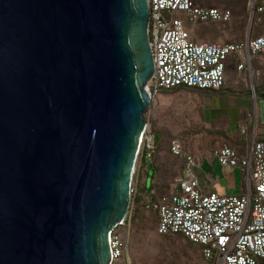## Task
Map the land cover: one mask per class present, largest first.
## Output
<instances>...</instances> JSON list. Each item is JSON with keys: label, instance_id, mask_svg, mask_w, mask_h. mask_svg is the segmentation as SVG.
<instances>
[{"label": "water", "instance_id": "obj_1", "mask_svg": "<svg viewBox=\"0 0 264 264\" xmlns=\"http://www.w3.org/2000/svg\"><path fill=\"white\" fill-rule=\"evenodd\" d=\"M149 24L148 0H0V264L110 263L151 103Z\"/></svg>", "mask_w": 264, "mask_h": 264}, {"label": "built area", "instance_id": "obj_2", "mask_svg": "<svg viewBox=\"0 0 264 264\" xmlns=\"http://www.w3.org/2000/svg\"><path fill=\"white\" fill-rule=\"evenodd\" d=\"M148 4L154 73L145 88L151 100L163 91L178 88L219 92L226 84L225 62L230 55L240 58L238 72L249 75L251 54L264 55V36L240 44L195 41L186 21L225 23L232 16L228 9L201 7L192 0H148ZM251 6L254 12H264V0L258 6L257 0H252ZM177 13H183L185 20L177 18ZM251 93L255 97L253 87ZM157 152L155 133L147 124L138 145L133 181L142 161L152 163ZM171 153L182 159L184 175L171 191L146 206L157 213L158 234L180 235L198 245L207 264H260L264 259V139H254L244 154L227 145L213 152L222 167L239 168L244 173L246 188L242 195L205 193L192 171L197 158L186 154L179 140L172 142ZM133 181L131 195L135 193ZM114 230L109 233V264H119L125 250V243Z\"/></svg>", "mask_w": 264, "mask_h": 264}, {"label": "rangeland", "instance_id": "obj_3", "mask_svg": "<svg viewBox=\"0 0 264 264\" xmlns=\"http://www.w3.org/2000/svg\"><path fill=\"white\" fill-rule=\"evenodd\" d=\"M208 1L195 0L202 6L229 9L232 12V19L223 24L186 21L188 30L197 42L227 44L238 42L240 36L247 38L251 34L260 35L252 30L254 20V15L251 17L252 0ZM176 17L185 20L183 13H177ZM233 64L235 68L236 63ZM263 70L260 67L254 68V63L251 62V74L242 73L246 81L240 80L237 84H240V87L254 88L264 80ZM164 92L167 91L157 94L155 99L151 100L145 113L147 124L159 137V149L154 159L153 173L152 170L141 173L138 169L137 178L135 177L133 181L135 193L131 195L128 217L124 225L117 226L114 230L125 243L124 256L119 264H207L202 259L200 250L185 238L158 234L157 213L155 210L146 208L145 195L141 192L144 185L149 188L152 184L156 197L171 191L177 179L184 175L182 159L171 153L172 142L179 140L186 148L199 137L202 131L200 122L197 120L201 96L189 91L165 95ZM157 107L163 109L164 112L161 115L155 111L158 110ZM260 109L261 115L264 116L263 100H261ZM169 111L172 113L170 114ZM222 170L220 168L221 172ZM192 171L194 173V168Z\"/></svg>", "mask_w": 264, "mask_h": 264}, {"label": "crops", "instance_id": "obj_4", "mask_svg": "<svg viewBox=\"0 0 264 264\" xmlns=\"http://www.w3.org/2000/svg\"><path fill=\"white\" fill-rule=\"evenodd\" d=\"M259 58L264 64V55H260ZM242 73L237 71V78L232 81L226 76L225 87L219 92L186 88L164 92L165 95L189 91L201 96L197 120L202 131L190 146L186 148L184 144L183 146L186 154H192L198 160L194 174L205 193L216 192L222 196L242 195L246 185L244 173L239 168L222 167L213 152L227 145L239 154H244L254 139H264V116L261 115L260 109L261 100L264 101V93L256 99L249 92L251 88L240 87L237 83L245 80ZM162 110L158 108L155 111L161 115L164 112ZM169 113L171 114L172 111ZM241 129L246 130L245 134L241 133ZM139 169L141 173L150 170L153 173V168L149 165L140 166ZM260 264H264V259Z\"/></svg>", "mask_w": 264, "mask_h": 264}, {"label": "trees", "instance_id": "obj_5", "mask_svg": "<svg viewBox=\"0 0 264 264\" xmlns=\"http://www.w3.org/2000/svg\"><path fill=\"white\" fill-rule=\"evenodd\" d=\"M194 2L195 5L197 6H201V7H206V6H202L200 4H198L197 2H195V0H192ZM251 1V0H250ZM263 0H257V6L262 2ZM207 2H209L207 0ZM245 2V1H244ZM243 2V4L245 5V3ZM243 5V7H245ZM216 8H219V7H216ZM219 9H226V8H219ZM229 10V9H228ZM232 14V12H231ZM254 20H253V27H252V30L256 33H260V35H257V36H253L252 34L250 35V38L251 39H255V38H258L260 36H264V12H257L255 11L254 12ZM231 19H232V16H231ZM230 19V21H231ZM228 21V22H230ZM228 22H225V23H228ZM215 24H218V23H215ZM223 24V23H221ZM247 40L246 36H240L238 38V42H234V43H231V44H240V43H245ZM196 41V40H195ZM260 55L261 54H251L250 56V60L252 62V64L254 63V68H258L260 67V69H264V64L262 63V60H260ZM233 63H236V67L234 68V64ZM240 63V58L236 55V54H232L230 55L226 62H225V72H226V76L228 77L229 80H235L237 78V66L238 64ZM233 64V66H232ZM264 72V70H263ZM186 89H193V88H186ZM194 90H198V89H194ZM172 90L168 91V92H171ZM249 92L251 93V91L249 90ZM262 93H264V80L259 82V84H257L255 87H254V94H255V98L258 99L260 98V96L262 95ZM155 133V132H154ZM155 139H156V143H157V148L159 149V137L156 135L155 133ZM155 159V158H154ZM143 167L149 165L150 167L154 168V165H155V160L152 161V163L148 164L145 160L142 161V164H141ZM153 177V176H152ZM153 179V178H152ZM141 192L145 195V199H146V206L147 205H152L156 202V196L154 195L153 193V184L147 188L145 185L143 186ZM161 196V195H160ZM159 197V196H158ZM166 236H169V235H166ZM175 236H180V235H175ZM182 237V236H180ZM184 238V237H183ZM188 241V240H187ZM190 244L196 246L199 250H200V247L196 244H193L192 242L188 241Z\"/></svg>", "mask_w": 264, "mask_h": 264}]
</instances>
